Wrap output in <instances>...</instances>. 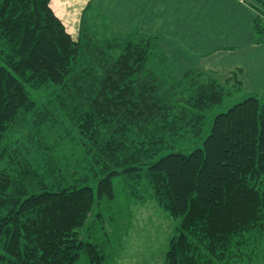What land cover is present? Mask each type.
I'll return each instance as SVG.
<instances>
[{
	"label": "trees",
	"instance_id": "16d2710c",
	"mask_svg": "<svg viewBox=\"0 0 264 264\" xmlns=\"http://www.w3.org/2000/svg\"><path fill=\"white\" fill-rule=\"evenodd\" d=\"M51 2L0 0V264H117L118 213L149 198L178 221L165 264H264V93L218 113L202 148L156 159L236 78L193 69L172 93L149 70L158 37L75 39Z\"/></svg>",
	"mask_w": 264,
	"mask_h": 264
},
{
	"label": "crops",
	"instance_id": "0c3cea01",
	"mask_svg": "<svg viewBox=\"0 0 264 264\" xmlns=\"http://www.w3.org/2000/svg\"><path fill=\"white\" fill-rule=\"evenodd\" d=\"M256 0H52L72 35L158 37L182 76L202 70L243 94L264 93V41H256ZM264 2V0H258ZM88 15H90L88 17Z\"/></svg>",
	"mask_w": 264,
	"mask_h": 264
},
{
	"label": "rangeland",
	"instance_id": "374dc122",
	"mask_svg": "<svg viewBox=\"0 0 264 264\" xmlns=\"http://www.w3.org/2000/svg\"><path fill=\"white\" fill-rule=\"evenodd\" d=\"M89 16L90 15H88V17ZM96 31L98 33L96 34V41L101 42L111 39L105 37L100 31ZM130 36L132 37L135 35H129L126 36V38ZM73 37L75 39L79 38L77 35H73ZM114 39H119V37ZM161 50L163 51L162 47ZM161 50L160 52H156L155 60L153 61L151 68L149 67V70L153 71L155 76H159L165 90H171L172 93L176 91L177 93V90H181V88L185 85V82L188 81L187 79H184L183 81L182 76L178 77L180 72L184 69L176 66V64H174V62H172L171 59ZM86 56L87 54L85 50L81 51V57L78 62L80 67L83 66L84 57ZM181 82L183 84H179ZM46 93L42 96L37 95V99L46 101L48 99V95ZM49 93L50 92L48 91V94ZM176 95L177 96H173L175 98L180 97V94ZM248 96L250 95L243 94L241 91L234 92L227 95L222 103L213 106L204 112H200L206 116L202 125H188L184 129H181L182 132L174 137L173 140H170L169 147L163 150L160 155L156 157V159L175 151L189 153L196 148H202L204 138L210 132L213 118L218 113L225 112L233 105L245 100ZM33 97L36 98L35 95H33ZM196 112L199 113V111H194V115L197 116ZM30 124L31 117L28 116L25 119L26 126L11 131V137L15 138L18 136L17 139L20 141L25 130H29ZM8 138L9 136L2 142V145L9 143ZM29 155L34 160L37 158L40 159L41 157L38 152L34 151H32ZM2 164L3 163L0 162V169L2 168ZM97 182L98 181L96 180L91 182V185L95 190H97ZM120 189L121 186L119 187V190ZM142 191L143 189L140 192L138 191L139 195H145V192ZM130 207L132 209L130 211V217L122 215L121 212L118 213V224L125 228V230H123L121 239L117 242V264H165L166 253L169 249L171 238L176 231L178 221L172 218L169 213L163 209V207L158 205L151 198L142 203H134ZM0 252H3L2 247H0Z\"/></svg>",
	"mask_w": 264,
	"mask_h": 264
}]
</instances>
